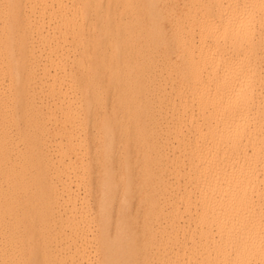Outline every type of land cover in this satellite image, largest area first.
<instances>
[{
	"label": "bare ground",
	"instance_id": "6f19581e",
	"mask_svg": "<svg viewBox=\"0 0 264 264\" xmlns=\"http://www.w3.org/2000/svg\"><path fill=\"white\" fill-rule=\"evenodd\" d=\"M235 2L0 0V264H264L261 9Z\"/></svg>",
	"mask_w": 264,
	"mask_h": 264
},
{
	"label": "snow or ice",
	"instance_id": "6c2138e0",
	"mask_svg": "<svg viewBox=\"0 0 264 264\" xmlns=\"http://www.w3.org/2000/svg\"><path fill=\"white\" fill-rule=\"evenodd\" d=\"M8 7H15V5H5ZM205 7L209 12V20L211 23L212 31L215 32L218 36L222 33L225 36L228 34V29H231L233 35H245L249 40L253 39L254 29L252 25V21L246 15V12H238L234 16H230L226 18V24L224 22L225 18H221V21L217 23L216 10L220 8H224L225 5L223 3H211L206 4ZM227 7L233 9H244L247 10L250 5L247 3H240V0H236L234 4L227 5ZM260 9H261V43L264 46V0H260ZM237 72L236 66L233 64H229L225 67L223 75L226 77L229 73ZM264 72V70H262ZM244 70L241 67L238 71V75H243ZM218 75H220L218 73ZM237 98H242L243 96V88L236 92ZM3 264H17V262L13 261H5ZM52 264H57V262H52Z\"/></svg>",
	"mask_w": 264,
	"mask_h": 264
},
{
	"label": "rangeland",
	"instance_id": "374dc122",
	"mask_svg": "<svg viewBox=\"0 0 264 264\" xmlns=\"http://www.w3.org/2000/svg\"><path fill=\"white\" fill-rule=\"evenodd\" d=\"M7 84H8L7 80L6 79H3V86H4V88L7 86ZM107 95H111L110 90L107 91ZM13 134L14 135H13V139H12L11 143H13L15 147L21 148L22 147V145H21L22 142H16V136L18 137V135L15 134V133H13ZM115 174H116L115 170H112V176H115ZM113 191H114V195H120L121 194V192H120V186L119 185H115L113 187ZM128 196H129V193L126 194V197H128ZM128 200L129 201H127V202H122L120 200H115V202H113V203L115 204V206H117V204L122 205V206H130V203L134 202V199L128 197ZM96 201H98V199ZM96 201H95V204H96Z\"/></svg>",
	"mask_w": 264,
	"mask_h": 264
}]
</instances>
